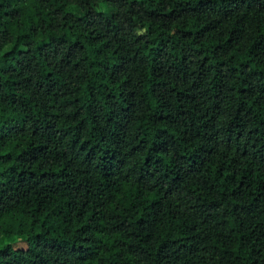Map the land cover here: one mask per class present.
Instances as JSON below:
<instances>
[{
  "label": "trees",
  "instance_id": "trees-1",
  "mask_svg": "<svg viewBox=\"0 0 264 264\" xmlns=\"http://www.w3.org/2000/svg\"><path fill=\"white\" fill-rule=\"evenodd\" d=\"M1 244L264 264V0H0Z\"/></svg>",
  "mask_w": 264,
  "mask_h": 264
},
{
  "label": "rangeland",
  "instance_id": "rangeland-1",
  "mask_svg": "<svg viewBox=\"0 0 264 264\" xmlns=\"http://www.w3.org/2000/svg\"><path fill=\"white\" fill-rule=\"evenodd\" d=\"M11 244L12 248H24V242L20 238H15L12 241L9 242ZM0 246H3L2 244Z\"/></svg>",
  "mask_w": 264,
  "mask_h": 264
}]
</instances>
